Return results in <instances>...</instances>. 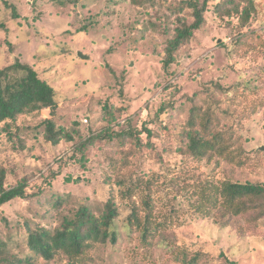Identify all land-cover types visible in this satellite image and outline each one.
<instances>
[{"label":"rangeland","instance_id":"1","mask_svg":"<svg viewBox=\"0 0 264 264\" xmlns=\"http://www.w3.org/2000/svg\"><path fill=\"white\" fill-rule=\"evenodd\" d=\"M7 1L20 16L0 0L7 27L0 68L16 58L33 64L58 101L53 116L44 109L19 122L33 127L51 117L74 138L53 144L30 128L22 148L0 134L5 186L26 180L34 193L0 205V241L19 256L33 254L27 223L53 228L83 205L99 215L112 197L118 239L96 245L79 264H190L193 257L195 264H264V204L228 224L222 211L198 208L205 186L264 183V0H208L204 24L168 69L165 47L177 18L193 19L184 0ZM208 82L225 89L218 96L232 114L241 164L182 153L191 97ZM145 199L160 223L147 243L128 225ZM50 264L69 263L61 256Z\"/></svg>","mask_w":264,"mask_h":264},{"label":"trees","instance_id":"2","mask_svg":"<svg viewBox=\"0 0 264 264\" xmlns=\"http://www.w3.org/2000/svg\"><path fill=\"white\" fill-rule=\"evenodd\" d=\"M136 2V0H131ZM183 6L190 9L192 21L185 17L177 18V25L171 37L167 40L163 66L168 69L175 61L176 52L193 38L205 22L208 0L200 4L197 0H184ZM7 7H12L14 18L20 14L15 5L5 0ZM254 5L251 3V8ZM231 12V11H229ZM250 9L241 12L243 25L250 19ZM0 28L7 29L6 23L0 21ZM82 26L78 32L85 31ZM219 82H208L201 91L196 92L191 100L193 105L189 119L184 128V146L182 153L202 159L219 155L231 162L241 164L242 153L239 151V138L235 123L229 109L224 105L218 93L224 91ZM104 108L109 105H104ZM58 108L54 87L48 80L42 78L31 63L16 58L13 62L0 68V134L9 140L14 139L20 144L25 143L23 135L28 129H33L53 144H59L63 139L71 141L73 135L62 126H57L51 117H45L36 126L30 127L19 122L23 115H31L44 109H49L53 116ZM165 105L159 108L165 111ZM22 126V127H21ZM151 135V130L146 129ZM24 148V144L21 145ZM6 168L0 166V205L17 197L28 199L32 194L26 190V180L6 187ZM209 193L202 199V206L211 212L218 209L226 216V224L235 216L264 204V183L240 182L225 180L221 184L205 186ZM143 209L134 204L128 216V225L140 231L144 242L160 228L153 214L152 203L144 200ZM144 212V213H142ZM119 211L112 197L105 202L101 214H95L87 205L81 206L73 216L65 215L58 226L46 227L37 224L35 227L27 223L26 242L33 254L19 256L12 252L8 244L0 241V264H37L34 257H41L45 264H50L57 257L64 256L69 264L84 263L89 258V252L98 244L112 242L118 239L117 231L113 229ZM197 257L191 258L190 264H195Z\"/></svg>","mask_w":264,"mask_h":264},{"label":"water","instance_id":"3","mask_svg":"<svg viewBox=\"0 0 264 264\" xmlns=\"http://www.w3.org/2000/svg\"><path fill=\"white\" fill-rule=\"evenodd\" d=\"M79 56H81L82 58H87L86 55H84L82 52H79ZM263 148V147H262Z\"/></svg>","mask_w":264,"mask_h":264}]
</instances>
